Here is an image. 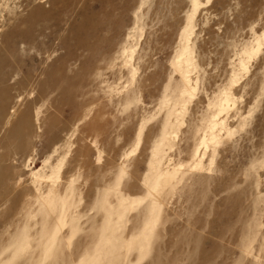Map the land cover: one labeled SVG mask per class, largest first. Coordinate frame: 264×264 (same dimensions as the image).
<instances>
[{"label":"rangeland","instance_id":"rangeland-1","mask_svg":"<svg viewBox=\"0 0 264 264\" xmlns=\"http://www.w3.org/2000/svg\"><path fill=\"white\" fill-rule=\"evenodd\" d=\"M0 151V264H264V0H0Z\"/></svg>","mask_w":264,"mask_h":264},{"label":"bare ground","instance_id":"bare-ground-1","mask_svg":"<svg viewBox=\"0 0 264 264\" xmlns=\"http://www.w3.org/2000/svg\"><path fill=\"white\" fill-rule=\"evenodd\" d=\"M59 27H61V26H59ZM67 27H68V25H67ZM67 27H66V28H67ZM25 32H26V31H25ZM5 48H7V47H5ZM10 50H11V49H10ZM9 52H11V51H9ZM14 52H15V51H14ZM13 54H14V53H13ZM81 54H82V53H81ZM85 56H86V55H85ZM7 80H8V79H7ZM16 81H17V80H16ZM19 83H20V82H19ZM19 83H18V84H19ZM22 84H23V83H22ZM24 84H25V83H24ZM29 85H30V84H29ZM17 86H18V85H17ZM15 87H16V86H15ZM15 87H14V88H15ZM21 88H22V87H21ZM35 91H36V90H35ZM24 92H25V91H24ZM22 95H23V94H22ZM29 106H30V105H29ZM30 107H31V106H30ZM24 110H25V109H24ZM6 117H7V116H6ZM57 120H59V119H57ZM4 122H5V121H4ZM4 122H3V123H4ZM59 128H60V127H59ZM26 130H27V129H26ZM46 145H47V144H46ZM24 146H25V145H24ZM25 147H26V146H25ZM45 147H46V146H45ZM26 148H27V147H26ZM48 148H49V147H48ZM54 149H55V148H54ZM54 149H53V150H54ZM0 152H1V151H0ZM34 152H35V151H34ZM42 152H43V151H42ZM6 165H7V164H6ZM16 179H17V178H16ZM18 182H19V181H18ZM42 184H43V183H42ZM21 185H22V184H21ZM19 186H20V185H19ZM26 186H27V185H26ZM24 187H25V185H24ZM47 187H48V186H47ZM44 188H45V187H44ZM26 189H27V188H26ZM48 189H49V188H48ZM46 191H47V190H46ZM33 193H34V192H33ZM46 193H47V192H46ZM14 199H16V198H14Z\"/></svg>","mask_w":264,"mask_h":264}]
</instances>
